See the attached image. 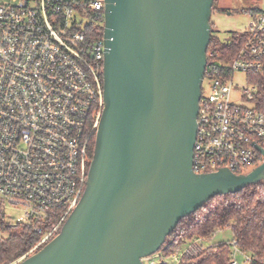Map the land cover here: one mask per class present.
I'll return each mask as SVG.
<instances>
[{"label": "built area", "instance_id": "obj_1", "mask_svg": "<svg viewBox=\"0 0 264 264\" xmlns=\"http://www.w3.org/2000/svg\"><path fill=\"white\" fill-rule=\"evenodd\" d=\"M105 8L106 0H0V213L7 206L23 212L16 224L42 236L23 259L60 234L87 187L105 106V39L91 28ZM241 35L231 63L202 83L197 174L243 175L264 162V112L254 82L264 77V0ZM237 74L248 87L236 83ZM168 239L155 254L159 264H180L214 246L197 237L168 254ZM230 245L231 264L240 254L245 264H264V255ZM154 256L144 263L155 264Z\"/></svg>", "mask_w": 264, "mask_h": 264}, {"label": "water", "instance_id": "obj_2", "mask_svg": "<svg viewBox=\"0 0 264 264\" xmlns=\"http://www.w3.org/2000/svg\"><path fill=\"white\" fill-rule=\"evenodd\" d=\"M215 0H106L103 115L60 234L16 264H145L180 222L264 182L193 169ZM264 157V150L258 149Z\"/></svg>", "mask_w": 264, "mask_h": 264}, {"label": "trees", "instance_id": "obj_3", "mask_svg": "<svg viewBox=\"0 0 264 264\" xmlns=\"http://www.w3.org/2000/svg\"><path fill=\"white\" fill-rule=\"evenodd\" d=\"M218 1L215 0V3ZM258 10L253 13L256 14ZM104 24V16L93 24L91 31L95 37H104ZM244 40L245 36L238 33L233 34L227 42L221 41L213 34L208 49L207 75L215 74L219 69L229 65ZM254 82L259 84L256 107L264 112V77L260 76ZM94 150L95 143L93 154ZM5 228L11 232L6 238L0 234V264H16L26 257L42 238L26 227L21 231H13L11 227L3 226V229ZM226 228L232 229L234 241H237L242 251L258 258L264 255V182L234 195L216 197L197 212L183 219L168 239L173 241L168 254L172 253L179 244L197 237L211 238L217 231ZM230 255L231 245L220 243L201 256L184 259L180 264H231Z\"/></svg>", "mask_w": 264, "mask_h": 264}, {"label": "rangeland", "instance_id": "obj_4", "mask_svg": "<svg viewBox=\"0 0 264 264\" xmlns=\"http://www.w3.org/2000/svg\"><path fill=\"white\" fill-rule=\"evenodd\" d=\"M261 0H219L215 3L213 14L211 18L213 34L221 41H229L233 34H244L252 20L253 12L256 9H260ZM88 20L84 19L86 23ZM236 83L242 87H248L244 75H236ZM205 89L208 92V83L205 84ZM234 100L237 104L243 105L239 101L238 97L234 96ZM23 217V212L15 210L11 206H7L4 213H0V234L6 238L11 230L5 227H11L13 231H21L23 225H17L16 220ZM17 226V227H16ZM16 227V228H14ZM234 233L231 228H226L221 231H217L211 239L207 242L208 245H216L220 243L233 244ZM237 261L239 264H245V256L238 255ZM153 260L155 264H159L161 261L158 256H154ZM148 264V262H146Z\"/></svg>", "mask_w": 264, "mask_h": 264}]
</instances>
